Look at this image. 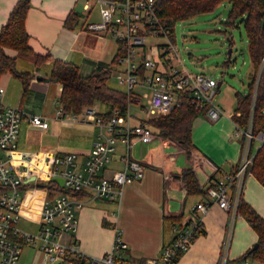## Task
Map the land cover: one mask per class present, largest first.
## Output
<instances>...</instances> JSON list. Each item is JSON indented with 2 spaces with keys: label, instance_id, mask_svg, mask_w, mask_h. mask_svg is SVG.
Returning <instances> with one entry per match:
<instances>
[{
  "label": "crops",
  "instance_id": "0c3cea01",
  "mask_svg": "<svg viewBox=\"0 0 264 264\" xmlns=\"http://www.w3.org/2000/svg\"><path fill=\"white\" fill-rule=\"evenodd\" d=\"M30 1L26 19L29 46L37 54H49L50 58L40 64L17 60L18 70L31 74L26 91L22 81L10 73L0 77V87L4 90L5 105L19 108L27 117L41 116L49 126L41 129L24 120L17 150L29 154L44 151L54 155L76 154L82 167L98 140V130L81 115L64 113L60 103L63 86L50 80L53 61L72 63L83 76L99 68L113 70L119 44L110 34L88 29V25L101 20L100 6L92 0ZM17 2L0 0V30ZM69 16L72 18L65 25ZM109 80L107 85L110 88L125 93L122 86L118 84L119 88H115ZM219 83L221 86L222 82ZM139 95L134 97L138 101ZM97 106L102 114L108 112V108ZM224 112L225 115L216 122H211L204 112L193 120L190 157L183 147L159 136L155 129H152L154 137L149 141L131 139L129 149L124 140H118L111 161L102 169L101 176L112 177L122 170L123 158L129 155L143 164V177L126 185L119 200L92 199L86 193L80 198L84 205L77 212L76 232L63 234L61 241L64 244L76 242L87 258L84 264H88L91 258L103 257L112 249L116 229H120L128 245L124 258L129 263H142L158 257L173 238V223L190 218L193 206L206 201L205 190L239 165L242 140L233 137L232 115L236 112ZM136 120L138 124L141 119ZM254 147L256 152L258 144ZM188 168L197 177L199 192L190 193L183 180V173ZM40 188L43 189L37 184L23 185L20 196L19 221L25 219L35 224L36 231L40 228L44 202L54 195L46 189L38 190ZM240 201L249 204L264 219V186L252 174L244 179ZM201 218L203 233L175 264H219L227 234L224 264H264L252 258L242 259L257 243L258 235L239 211L229 231V214L218 205H212L201 214ZM18 264L79 263L70 257L62 260L46 258L38 247L21 244Z\"/></svg>",
  "mask_w": 264,
  "mask_h": 264
},
{
  "label": "built area",
  "instance_id": "2783aa9c",
  "mask_svg": "<svg viewBox=\"0 0 264 264\" xmlns=\"http://www.w3.org/2000/svg\"><path fill=\"white\" fill-rule=\"evenodd\" d=\"M99 4L101 20L88 25L90 31L110 34L121 49L115 60V69L110 70L129 98L136 97L135 89L143 88L139 96L147 100L142 112L145 115L137 125L129 102L126 111L115 110L105 118L96 105L83 110L82 119L93 123L98 130V140L89 158L81 167L76 154L54 155L50 152L25 153L17 150V139L24 120L35 127L47 129L49 123L41 116H26L17 107L3 103L4 90L0 87V264H18L21 244L39 248L46 258H73L85 263L86 256L79 245L72 241L64 244L63 234L75 233L78 228L77 212L83 200L56 192L48 198L40 214V228L36 235L18 227L21 210V187L28 184H46L63 179L66 190L86 192L92 199H121L123 188L140 180L144 166L140 161L123 158V169L112 177L101 176V171L111 161L118 140H124L128 149L131 139L149 141L154 137L148 121L159 115H168L190 99L205 116L216 122L225 115L223 108L214 102L220 83L205 73H191L179 69L178 50L172 44L152 43L157 37L168 38V29L160 21L157 0H92ZM264 56L252 92L256 99ZM235 117H241L236 112ZM232 115V118H233ZM233 137L242 140V155L236 170L205 190L206 201L192 208V216L186 221L173 223V238L161 254L142 263H129L124 258L128 245L122 231L116 229L112 249L103 257L91 258L88 264H175L199 236L202 229L201 214L212 205H218L229 214L228 231L238 216L244 179L251 175L256 152L254 144L264 145V129H254L253 117L245 125L233 120ZM258 148V149H259ZM56 182V181H55ZM58 183V182H56ZM59 184V183H58ZM60 185V184H59ZM61 186V185H60ZM228 234L219 264H224Z\"/></svg>",
  "mask_w": 264,
  "mask_h": 264
},
{
  "label": "trees",
  "instance_id": "16d2710c",
  "mask_svg": "<svg viewBox=\"0 0 264 264\" xmlns=\"http://www.w3.org/2000/svg\"><path fill=\"white\" fill-rule=\"evenodd\" d=\"M222 2H228L230 5L228 20L225 23L232 25L238 19L243 21L248 36V48L254 65V76L249 84L248 94L245 96L236 95L235 112H240L241 117L237 118L233 115V120L245 125L252 116L254 129L259 131L264 129V67L260 75L254 104H252V92L264 56V27L261 24L264 18V0H157V9L160 21L168 31H171L176 22L211 12ZM30 8V0H18L0 30V77L10 73L22 81L25 91L28 88L31 74L27 71H19L17 60L23 59L34 64H40L50 58L49 54L44 56L37 54L29 46L30 36L26 29V19ZM71 18L70 16L67 18L65 25L69 24ZM7 50L15 51L16 56L8 55ZM120 53L121 49H119L117 57ZM110 77L111 71L102 68L90 75L83 76L76 65L54 60L50 80L59 82L63 86L60 103L64 113L79 115L84 109L100 104L108 108V112L101 113L105 118H108L115 110L126 111L129 102L138 101L137 98L131 99L126 93L110 88L107 85ZM201 113L200 108H196L190 99H186L180 108L173 110L168 115L159 114L151 118L148 124L151 130L157 131L159 136L178 143L190 157L193 148V120ZM251 172L264 186V145L255 154ZM183 180L190 193L200 191L193 170L186 169L183 173ZM41 185L50 194L59 192L71 194L78 198L86 194V192L66 190L55 181ZM238 209L240 215L247 219L249 225L258 235L257 248L247 251L242 259L252 258L264 262V219L244 201H240Z\"/></svg>",
  "mask_w": 264,
  "mask_h": 264
},
{
  "label": "rangeland",
  "instance_id": "374dc122",
  "mask_svg": "<svg viewBox=\"0 0 264 264\" xmlns=\"http://www.w3.org/2000/svg\"><path fill=\"white\" fill-rule=\"evenodd\" d=\"M229 10V3L222 2L211 12L176 22L168 32V38H152L149 42L174 45L178 50L179 69L191 73L202 72L222 82L214 102L226 112L234 113L237 106L236 95L245 96L249 92V84L254 76V65L243 21L238 19L232 25L225 23L228 20ZM230 49L232 51L229 55ZM7 53L16 56L13 50H7ZM109 84L119 88L114 75L109 80ZM134 92L141 94L143 90L137 87ZM146 104L147 100L143 97L137 103L131 104L133 125L137 124V118H145L141 109ZM43 189L38 190L44 191ZM18 225L23 231H30L29 233L33 235L38 233L37 226L25 219H21Z\"/></svg>",
  "mask_w": 264,
  "mask_h": 264
},
{
  "label": "water",
  "instance_id": "95a60500",
  "mask_svg": "<svg viewBox=\"0 0 264 264\" xmlns=\"http://www.w3.org/2000/svg\"><path fill=\"white\" fill-rule=\"evenodd\" d=\"M261 24H262V27H264V18H263V20H262V22H261ZM231 49H230V51H229V55L231 54ZM56 182H58L61 186L63 185V179H61V178H55L54 179ZM38 186H42L41 184H38ZM257 248V245L255 244L254 245V247L252 248V249H256Z\"/></svg>",
  "mask_w": 264,
  "mask_h": 264
}]
</instances>
